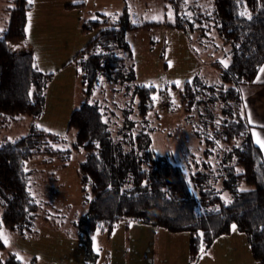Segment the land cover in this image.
<instances>
[{"label":"trees","instance_id":"1","mask_svg":"<svg viewBox=\"0 0 264 264\" xmlns=\"http://www.w3.org/2000/svg\"><path fill=\"white\" fill-rule=\"evenodd\" d=\"M165 1L177 13L186 4V0ZM12 2L6 28L0 31V127L23 116L38 115L43 107L45 87L52 77L51 72H42L36 67L31 51L8 49L9 40L25 37L26 12L31 6L28 0ZM199 13L196 17L199 31L205 33L213 22L218 36L230 46V58L227 67L220 65L219 60L211 63L220 74L219 81L210 84L211 87L225 88L211 97L217 108L218 101L224 104L217 113L205 103L208 94L199 89L203 85L202 77L185 81L179 93L180 104L187 111L195 108L197 115L204 119L201 127L205 128L206 136L203 139L209 143L199 161L193 155L194 166L171 162L167 155L156 154L148 143L135 152L138 147L132 146L133 141H142V132L134 138L110 142L101 111L87 98L69 116L68 127L75 130L76 136L62 156H67L66 160L72 150L85 151L76 174L87 208L75 224L85 237L88 250L96 228L110 230L119 221L134 220L169 231H186L190 258L195 260L202 248L207 249L217 236L230 233L231 225H236L247 236L255 261L264 264V157L251 138L239 89L240 85L254 81L264 63V0H212L210 13ZM127 16L122 12L118 21L109 26L103 14L101 19L81 24L83 31L100 27L74 57L87 97L98 72L112 74L123 61L119 51L126 44L120 37L134 26ZM176 19L172 26L187 27V23L183 24L185 19ZM102 24L106 26L101 27ZM156 91L152 85H135L140 115L153 107ZM200 108L205 109V115ZM217 119L224 124L221 129L213 127ZM42 138L55 140L61 136L33 127L19 139L0 144V225L9 231L23 234L34 228L38 204L29 191L30 173L24 162L38 153H55L46 144L43 146L48 141ZM216 140L229 149L214 164L209 160L208 145ZM60 160L63 163L64 159ZM4 247L0 239V250ZM0 264L22 263L12 253Z\"/></svg>","mask_w":264,"mask_h":264},{"label":"rangeland","instance_id":"2","mask_svg":"<svg viewBox=\"0 0 264 264\" xmlns=\"http://www.w3.org/2000/svg\"><path fill=\"white\" fill-rule=\"evenodd\" d=\"M12 5V0H0V30L6 28ZM30 5L25 23L28 39L25 34L23 39L9 40L8 49L22 52L30 41L39 69L51 72L52 77L44 91L40 115L35 119L24 116L1 127L0 144L27 134L29 124L40 125L44 133L63 137L42 138L48 141L43 146L46 144L47 149L55 153H38L25 160L24 167L30 173L28 188L38 204V213L31 231L21 234L4 227L0 229L9 238L7 245L1 239L5 247L0 250V261L14 253L16 258L19 255L22 264H258L247 236L237 228L233 230L232 225L230 233L217 236L195 260L190 258L186 231H169L159 225L134 220L119 221L110 230L96 228L88 250L85 237L75 224L87 208L76 174L85 151L82 148L72 150L66 160L67 156H62L64 149L70 148L75 140L76 132L68 127V120L78 104L76 100L83 96L82 86L76 87L75 83L72 90L76 69L68 60L79 53L100 28L83 31L79 17L83 21L96 20L103 14L109 26L120 13L126 12L130 24L135 27L127 28L120 37L126 44V48L119 51L123 61L112 74L98 72L92 92L85 98L101 111L110 142L134 138L142 132L144 139L133 141L132 146L138 147L135 152L148 143L156 154L167 155L168 160L184 167L190 163L194 166L193 155L200 160L203 149L209 144L203 139L206 136L205 128L201 127L204 119L197 115L195 108L187 111V107L180 104L179 93L185 81L202 77L203 85L199 89L208 94L205 103L210 110L217 113L224 105L218 101L217 108L211 100L220 88L225 89L211 87L210 84L217 83L220 78L211 63L218 60L220 65H224L221 61L228 63L230 46L218 36L213 22L211 25L207 20L211 28L200 32L196 18L200 11L205 15L212 11V0H186L179 13L164 0H33ZM71 9L76 11L70 17L68 10ZM179 17L182 21L185 19V29L191 33L171 25ZM40 33L46 34L44 40L39 37ZM51 61L58 65L51 67L47 64ZM93 68L96 69L95 65ZM136 84L152 85L157 89L154 94L157 99L144 115L138 111L134 94ZM241 98L243 105L242 94ZM200 111L205 113V109ZM213 127L221 129L224 124L217 119ZM208 147L211 149L209 160L214 164L215 159L229 149L217 140ZM60 159H64L63 163ZM126 164L130 163L126 161ZM43 170H46L43 175L37 177ZM41 178L45 181L40 183Z\"/></svg>","mask_w":264,"mask_h":264},{"label":"crops","instance_id":"3","mask_svg":"<svg viewBox=\"0 0 264 264\" xmlns=\"http://www.w3.org/2000/svg\"><path fill=\"white\" fill-rule=\"evenodd\" d=\"M165 1V0H164ZM64 4H68L67 2H65ZM74 4V3H73ZM76 10L75 9H71V10H68V14L70 15H73L74 12ZM43 14H46L48 16V13L46 12H43ZM52 14V11L49 12V16ZM121 14V13H120ZM80 18V22L82 24V21L84 20L83 18L79 17ZM119 16L117 17V19L114 21L116 22L118 20ZM71 19V18H70ZM108 19V18H107ZM26 23V22H25ZM1 31V30H0ZM26 34V38L28 39V34ZM95 35V33H94ZM39 37L42 38V40L45 39L46 37V34L45 33H40ZM91 40V39H90ZM89 40V41H90ZM88 41V43H89ZM87 43V44H88ZM28 44L29 46H27V48L23 51H31L33 56H34V60H35V65L36 67L39 69V65H38V59H36V56H35V49L33 48V45L30 43V41H28ZM86 44V45H87ZM85 45V46H86ZM84 46V47H85ZM14 52V51H13ZM75 57V56H74ZM74 57L71 59V60H68V63H71L74 65L75 67V76H74V79H73V82L71 83L72 85V90L74 89V85L76 83V87H81L82 86V83H81V78H80V73H79V70H78V67L76 65V62L74 61ZM47 64H50L51 67H56V65H58V62L55 63L53 61H51V63H47ZM264 66V63L260 66V68ZM50 67V66H49ZM259 68V69H260ZM40 70V69H39ZM41 71V70H40ZM44 72V71H42ZM49 73V72H47ZM51 79V78H50ZM49 79V80H50ZM49 82V81H48ZM47 82V83H48ZM47 86V85H46ZM83 87V86H82ZM46 88V87H45ZM78 90V89H77ZM45 91V90H44ZM81 91H82V94L83 96L81 97V100H84L85 99V94L81 88ZM240 91H241V94H242V97H243V105H242V111H243V115L246 119V121L249 123L250 125V135H251V138L252 140L254 141V143L260 148L262 154H263V157H264V148H261L260 144L257 143V140H261V141H264V73H261L259 70L255 76V79L252 83L250 84H242L240 85ZM70 97V100L73 102L74 100L71 99V95L69 96ZM75 99V98H74ZM80 98L79 100H76L78 101V104L81 102ZM74 104H72L71 107H73ZM76 105V106H77ZM75 106V107H76ZM249 114H250V119H249ZM40 115V114H39ZM39 115H36V116H29V117H32V118H37V116ZM24 117V116H23ZM28 117V116H27ZM21 120V118H19L17 121ZM15 121V122H17ZM15 122H12V123H15ZM8 125V124H7ZM6 126V125H5ZM3 127V126H2ZM37 128V129H40L38 128L37 126L33 125V124H29V130L31 128ZM1 128V127H0ZM42 130V129H40ZM43 131V130H42ZM45 132V131H43ZM48 134H51V133H48ZM54 135V134H53ZM61 136V135H60ZM63 136H61L62 138ZM62 165V164H61ZM46 170H43L41 171L40 175L38 174V176H42L43 175V172H45ZM39 179V178H38ZM45 181L44 179L41 178L40 180V183ZM34 182H38L37 180L34 179ZM37 187H39L40 191H41V187L37 184ZM43 188V187H42ZM32 264H34L33 262H31Z\"/></svg>","mask_w":264,"mask_h":264},{"label":"snow or ice","instance_id":"4","mask_svg":"<svg viewBox=\"0 0 264 264\" xmlns=\"http://www.w3.org/2000/svg\"><path fill=\"white\" fill-rule=\"evenodd\" d=\"M33 2V0H29V3L31 4ZM106 15H110V14H107L106 13ZM241 15H245V13H241ZM248 18H251L250 17V15H249V17ZM221 63H224V66L225 67H227V63L226 62H224V61H221ZM34 67H35V65H34ZM82 71V70H81ZM259 71L261 72V73H264V66H262L260 69H259ZM177 85H179V81H176L175 82ZM157 98L155 97V96H153V100H156ZM249 119H250V114H249ZM106 122V121H105ZM37 127L38 128H40L41 126L40 125H37ZM257 143L258 144H260V146H261V148H264V141H261V140H257ZM97 146H99V145H97ZM232 228H233V230H235L236 229V225H232ZM0 229H2V225H0ZM262 230H264V229H262ZM0 239H2V240H4V243H5V245H7L8 243H9V238H7L6 236H5V234L3 233V231L2 230H0ZM201 251H203V248L201 249ZM17 259H21L20 257H19V255L17 254Z\"/></svg>","mask_w":264,"mask_h":264}]
</instances>
